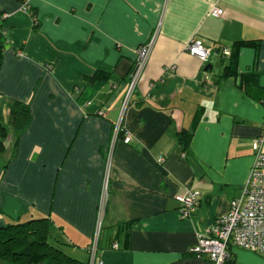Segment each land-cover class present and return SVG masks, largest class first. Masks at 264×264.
I'll use <instances>...</instances> for the list:
<instances>
[{
  "label": "crops",
  "instance_id": "0c3cea01",
  "mask_svg": "<svg viewBox=\"0 0 264 264\" xmlns=\"http://www.w3.org/2000/svg\"><path fill=\"white\" fill-rule=\"evenodd\" d=\"M214 6L224 15L212 16ZM29 8L37 25L20 0H0V122L8 131L0 226L48 217L49 242L90 264H214L190 249L242 194L264 133V0H30ZM152 39L123 110L137 51ZM194 39L212 49L208 61L187 50ZM239 40L260 46L243 48L237 74L227 75L222 48ZM99 72L106 76L93 80ZM252 85L256 96L246 91ZM15 100L32 115L21 132L10 123ZM198 110L185 150L177 134L192 130ZM108 171L103 239L92 251ZM188 188L201 197L182 218L175 197ZM129 221L130 248L110 246ZM229 250L225 264H264L259 252Z\"/></svg>",
  "mask_w": 264,
  "mask_h": 264
},
{
  "label": "built area",
  "instance_id": "2783aa9c",
  "mask_svg": "<svg viewBox=\"0 0 264 264\" xmlns=\"http://www.w3.org/2000/svg\"><path fill=\"white\" fill-rule=\"evenodd\" d=\"M29 1L21 0L23 10L28 11ZM224 13V9L220 7L214 6L211 9V15L214 17H221ZM154 41L155 39H152L137 51V60L123 101V110L132 101L135 89L150 59ZM187 50L202 61H208L212 54V49L201 39L191 41L187 45ZM222 53L226 57L230 55L231 51L229 48L224 47ZM122 130L123 126L120 121L116 127V134L118 135ZM131 140L130 133L125 132V143H130ZM253 148L255 160L242 194L232 200L229 212L219 217L208 232L201 233L197 242L190 249L192 253L199 257H208L214 264H225L231 258L229 250L231 244L264 255V133L254 140ZM163 160L164 158H161V161ZM108 196L109 171L100 201L97 234L92 251L96 250L102 220L107 209ZM200 197L201 191L196 188H188L184 193L176 195L175 199L179 203L182 218H190L196 212ZM113 246L118 248L117 243H114Z\"/></svg>",
  "mask_w": 264,
  "mask_h": 264
},
{
  "label": "trees",
  "instance_id": "16d2710c",
  "mask_svg": "<svg viewBox=\"0 0 264 264\" xmlns=\"http://www.w3.org/2000/svg\"><path fill=\"white\" fill-rule=\"evenodd\" d=\"M21 2V0H20ZM31 10V8H28ZM32 11V10H31ZM32 17L37 25L39 23L36 11H32ZM4 13H0V44L5 46L6 40L1 29ZM260 43L252 40L236 41L230 48V55L224 56L227 62L225 66L227 75H236L238 61L243 48H258ZM223 49V48H222ZM223 54V53H222ZM1 66V60H0ZM106 73L101 75L99 72L96 78L105 77ZM256 80V75H254ZM256 82V81H255ZM256 85L247 88V93L253 96V90ZM255 90V89H254ZM264 92V90H262ZM256 96V95H254ZM264 103V99H261ZM202 111L196 112L192 130L184 129L177 134L179 143L185 150H188L194 129L201 119ZM31 110L27 103L15 100L11 105L10 123L19 132L24 131L30 120ZM123 135V133H122ZM8 136L7 127L0 122V151L5 148V139ZM52 220L48 217L31 218L26 221H16L0 226V263L2 264H90L89 261H83L67 255L63 250L57 248L49 242ZM131 227L132 222H123L117 226L115 239L111 245L118 243L121 248L128 249L131 245ZM103 230V229H102ZM103 233L99 236L98 242L101 244ZM198 256V255H197Z\"/></svg>",
  "mask_w": 264,
  "mask_h": 264
},
{
  "label": "rangeland",
  "instance_id": "374dc122",
  "mask_svg": "<svg viewBox=\"0 0 264 264\" xmlns=\"http://www.w3.org/2000/svg\"><path fill=\"white\" fill-rule=\"evenodd\" d=\"M0 153H1V151H0ZM6 159H7V158H6V155H5V154H3L2 157L0 156V161H4V162H5ZM65 242H66V241L64 240L63 243H62L63 246H65ZM53 244L56 245L55 243H53ZM60 248L63 249V250L66 252V249H65L64 247L61 246ZM0 264H2V263H0Z\"/></svg>",
  "mask_w": 264,
  "mask_h": 264
},
{
  "label": "water",
  "instance_id": "95a60500",
  "mask_svg": "<svg viewBox=\"0 0 264 264\" xmlns=\"http://www.w3.org/2000/svg\"><path fill=\"white\" fill-rule=\"evenodd\" d=\"M1 47H2V45L0 44V52H1ZM0 60H1V53H0Z\"/></svg>",
  "mask_w": 264,
  "mask_h": 264
}]
</instances>
